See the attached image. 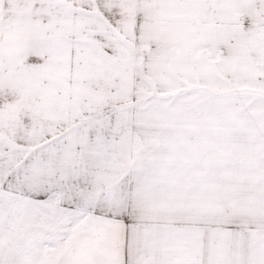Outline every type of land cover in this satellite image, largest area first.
<instances>
[{"label":"snow or ice","instance_id":"obj_1","mask_svg":"<svg viewBox=\"0 0 264 264\" xmlns=\"http://www.w3.org/2000/svg\"><path fill=\"white\" fill-rule=\"evenodd\" d=\"M0 264H264V0H0Z\"/></svg>","mask_w":264,"mask_h":264}]
</instances>
